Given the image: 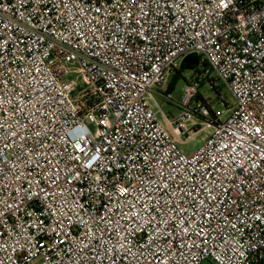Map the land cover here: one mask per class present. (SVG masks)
Instances as JSON below:
<instances>
[{
    "label": "built area",
    "instance_id": "built-area-1",
    "mask_svg": "<svg viewBox=\"0 0 264 264\" xmlns=\"http://www.w3.org/2000/svg\"><path fill=\"white\" fill-rule=\"evenodd\" d=\"M205 261L264 264V0H0V264Z\"/></svg>",
    "mask_w": 264,
    "mask_h": 264
},
{
    "label": "rangeland",
    "instance_id": "rangeland-1",
    "mask_svg": "<svg viewBox=\"0 0 264 264\" xmlns=\"http://www.w3.org/2000/svg\"><path fill=\"white\" fill-rule=\"evenodd\" d=\"M199 68H202L204 63H206V60L199 58ZM75 74V72H71ZM196 70L191 69H183L181 66L172 69L171 74L168 78V84L167 87L169 88V91L172 94L171 99H166L160 95V93H164V85L157 86L153 89L155 99L157 103L159 104L162 111L171 119L179 118L184 113V109L181 107V102L183 98V92L186 88L188 82L192 79V77L195 75ZM216 79V78H215ZM216 86L219 89V93H217L214 89L211 88V85L207 84L205 85L204 82H201V87L199 89L200 95L202 98L209 100L212 102V106L214 109H222L224 107V103L221 100L222 98H226L227 102L229 104H234L235 99L228 90V87L223 84L221 81L217 80L215 81ZM218 94H220L218 97ZM200 101L201 98H199ZM160 118L162 116L160 115ZM162 121L165 122L164 119ZM205 118L202 115H194L192 119L186 121V125L189 128L197 126H204L205 125ZM211 132V130L208 131H202L199 134H197L194 138L190 139L186 143H179V147L184 150L187 153H190L192 151L197 150L204 144V140L208 136V134ZM185 137V136H184ZM202 264H214L210 261H205Z\"/></svg>",
    "mask_w": 264,
    "mask_h": 264
},
{
    "label": "water",
    "instance_id": "water-1",
    "mask_svg": "<svg viewBox=\"0 0 264 264\" xmlns=\"http://www.w3.org/2000/svg\"><path fill=\"white\" fill-rule=\"evenodd\" d=\"M184 65H186L188 68L191 67V65H198L199 62V56L197 54H190L189 56H187L183 62Z\"/></svg>",
    "mask_w": 264,
    "mask_h": 264
},
{
    "label": "trees",
    "instance_id": "trees-1",
    "mask_svg": "<svg viewBox=\"0 0 264 264\" xmlns=\"http://www.w3.org/2000/svg\"><path fill=\"white\" fill-rule=\"evenodd\" d=\"M205 65H206V63H205ZM181 67L183 68V69H191V70H196L197 69V65H191V67L190 68H188L186 65H184L183 63L181 64ZM218 79L216 78L215 79V77L213 78V80H211V88L212 89H214L217 93H219V89H218V87L216 86V84H215V81H217ZM220 96V94H218V97ZM220 99H221V97H219Z\"/></svg>",
    "mask_w": 264,
    "mask_h": 264
}]
</instances>
